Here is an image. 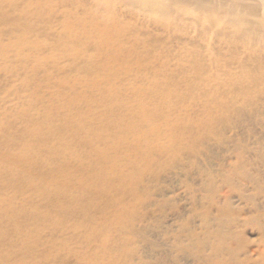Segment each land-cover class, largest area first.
Here are the masks:
<instances>
[{"label": "bare ground", "instance_id": "bare-ground-1", "mask_svg": "<svg viewBox=\"0 0 264 264\" xmlns=\"http://www.w3.org/2000/svg\"><path fill=\"white\" fill-rule=\"evenodd\" d=\"M251 192L264 0H0V264H264Z\"/></svg>", "mask_w": 264, "mask_h": 264}, {"label": "rangeland", "instance_id": "rangeland-1", "mask_svg": "<svg viewBox=\"0 0 264 264\" xmlns=\"http://www.w3.org/2000/svg\"><path fill=\"white\" fill-rule=\"evenodd\" d=\"M241 182H243L244 184H245V182L244 181H242L241 180ZM221 194H222V197H225L226 198V196H230V195H232V192H231V190L229 189V188H225V189H223L222 190V192H221ZM251 196L254 198V199H256V201H264V194H257L256 192H251ZM233 199H234V201L236 202V208L237 207H240V208H242V209H244V211H250V209L252 208V207H250V205L249 206H247V205H245L244 203H243V201H242V203L239 201V199H238V197L237 196H234L233 197ZM249 215V214H248ZM255 215V214H254ZM235 216V220H238V219H241V217H238V215H234ZM258 219H260L261 221H263L264 222V215L262 214L261 216H259L258 217ZM256 238V235L254 234V233H249L248 234V239H250V240H253V239H255ZM250 240H248L249 242H250ZM257 240V239H256ZM255 241V240H254ZM257 245H262V244H257Z\"/></svg>", "mask_w": 264, "mask_h": 264}]
</instances>
